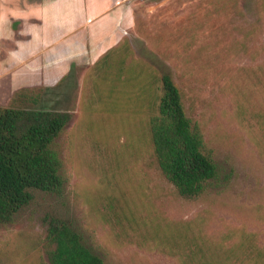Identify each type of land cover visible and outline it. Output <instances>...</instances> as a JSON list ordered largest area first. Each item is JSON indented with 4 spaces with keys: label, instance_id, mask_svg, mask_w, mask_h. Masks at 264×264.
<instances>
[{
    "label": "rangeland",
    "instance_id": "obj_1",
    "mask_svg": "<svg viewBox=\"0 0 264 264\" xmlns=\"http://www.w3.org/2000/svg\"><path fill=\"white\" fill-rule=\"evenodd\" d=\"M124 5L129 22L112 63L124 59L129 74L106 68L98 75L106 53L91 52L66 67L61 59V70L41 69L40 56L15 55L17 43L0 41V106L29 90L27 100L39 95L42 108L66 116L56 140L62 193L33 190L32 201L0 225V264H48L46 218L67 221L103 264H181L157 247L163 233H196L203 250L228 249L252 234L264 248V0ZM36 45L37 35L26 48ZM161 72L171 75L217 167L193 200L161 175L148 137L154 95L140 86Z\"/></svg>",
    "mask_w": 264,
    "mask_h": 264
},
{
    "label": "trees",
    "instance_id": "obj_2",
    "mask_svg": "<svg viewBox=\"0 0 264 264\" xmlns=\"http://www.w3.org/2000/svg\"><path fill=\"white\" fill-rule=\"evenodd\" d=\"M117 52V48L110 49L98 61L95 66L98 75L106 68L116 69L119 74L133 70L124 67V59L118 60L116 66L112 63ZM138 71L136 79L143 81L146 70ZM146 89L154 95L147 130L156 166L179 197L196 199L216 176L212 152L205 146L199 126L186 116L180 91L168 72H161L155 81L143 82L140 90ZM111 91L115 92L112 86L109 94ZM28 92L21 90L8 106H0V225L10 224L32 201L33 190L59 196L65 183L56 140L63 131L66 116L42 108L39 95L27 100ZM27 102H33L34 107ZM45 225L43 241L48 264H103L67 221L46 218ZM148 225L151 238L153 233L158 238L159 224L150 220ZM189 227L186 224L184 230ZM163 234L164 238L154 240L157 247L179 257L181 264H264V248L255 244L252 234L242 233L243 241L224 250L222 246L203 250L196 233ZM170 240L173 245L168 250Z\"/></svg>",
    "mask_w": 264,
    "mask_h": 264
},
{
    "label": "crops",
    "instance_id": "obj_3",
    "mask_svg": "<svg viewBox=\"0 0 264 264\" xmlns=\"http://www.w3.org/2000/svg\"><path fill=\"white\" fill-rule=\"evenodd\" d=\"M125 1L0 0V41L17 43L15 55L40 56L41 69L61 70L63 60L66 67L76 56L102 55L119 42L129 22ZM35 35L40 46L26 48Z\"/></svg>",
    "mask_w": 264,
    "mask_h": 264
}]
</instances>
